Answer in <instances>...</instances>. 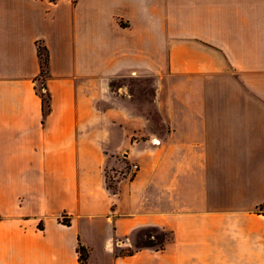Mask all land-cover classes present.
<instances>
[{
	"label": "crops",
	"instance_id": "crops-1",
	"mask_svg": "<svg viewBox=\"0 0 264 264\" xmlns=\"http://www.w3.org/2000/svg\"><path fill=\"white\" fill-rule=\"evenodd\" d=\"M80 243L264 264V0H0V264H81Z\"/></svg>",
	"mask_w": 264,
	"mask_h": 264
},
{
	"label": "trees",
	"instance_id": "trees-1",
	"mask_svg": "<svg viewBox=\"0 0 264 264\" xmlns=\"http://www.w3.org/2000/svg\"><path fill=\"white\" fill-rule=\"evenodd\" d=\"M38 53L41 58V64H42L41 65L42 69L40 74L42 78V87L46 90L47 94L45 95L44 93H40V92L39 93L43 100L44 115H47L51 110V105H50L51 96L50 93L47 91V87H46V78L48 76V67H49V54L46 47L42 46L41 44L38 45ZM64 223L70 225V221H64ZM77 252L81 264H90L89 263L90 251L88 247L80 243L77 248Z\"/></svg>",
	"mask_w": 264,
	"mask_h": 264
},
{
	"label": "rangeland",
	"instance_id": "rangeland-1",
	"mask_svg": "<svg viewBox=\"0 0 264 264\" xmlns=\"http://www.w3.org/2000/svg\"><path fill=\"white\" fill-rule=\"evenodd\" d=\"M118 83L119 82H116V83H114V85L116 86ZM120 83H123V81H120ZM127 83L128 84H131V88H132L131 90L137 96L138 100L145 101L144 91L143 90H140L138 88L139 86H138L137 83H135V80H128ZM38 91L40 93H44L45 95L47 94V92L44 91V88L42 87V83L41 82L38 84ZM125 92L128 93V92H130V90L129 89L128 90H125ZM108 184L111 185V186H114L113 176H112V178L110 177L108 179ZM152 232H153V230H152ZM157 234H158L159 237H161L163 235L161 232H157ZM149 245H150L149 242H147L145 240H142V239H139L138 242H137V246H149Z\"/></svg>",
	"mask_w": 264,
	"mask_h": 264
},
{
	"label": "built area",
	"instance_id": "built-area-1",
	"mask_svg": "<svg viewBox=\"0 0 264 264\" xmlns=\"http://www.w3.org/2000/svg\"><path fill=\"white\" fill-rule=\"evenodd\" d=\"M44 91H46V90L44 89ZM138 169H139V166H138L137 164L132 165V168H131V170H130L131 174L136 173V171H137Z\"/></svg>",
	"mask_w": 264,
	"mask_h": 264
}]
</instances>
